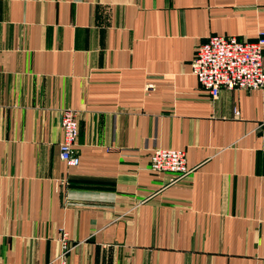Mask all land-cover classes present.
Returning <instances> with one entry per match:
<instances>
[{"label":"crops","instance_id":"crops-1","mask_svg":"<svg viewBox=\"0 0 264 264\" xmlns=\"http://www.w3.org/2000/svg\"><path fill=\"white\" fill-rule=\"evenodd\" d=\"M261 34L264 0H0V264L59 263L64 233L67 264H264V89L214 100L192 71Z\"/></svg>","mask_w":264,"mask_h":264},{"label":"built area","instance_id":"built-area-1","mask_svg":"<svg viewBox=\"0 0 264 264\" xmlns=\"http://www.w3.org/2000/svg\"><path fill=\"white\" fill-rule=\"evenodd\" d=\"M192 71L214 100L223 88L264 89V34L256 42L249 43L234 37H212L199 47ZM79 117L80 112L76 109L65 108L62 111L63 138L59 144V156L69 166L80 164L76 149L80 135ZM150 168L157 173H173L169 184L184 181L193 171L187 166L185 150L164 147L153 150ZM67 238L68 234L64 233L63 251L56 264H67L66 255L71 250Z\"/></svg>","mask_w":264,"mask_h":264}]
</instances>
